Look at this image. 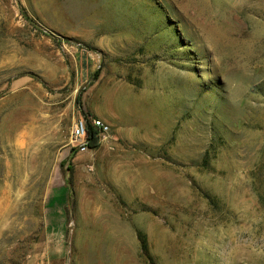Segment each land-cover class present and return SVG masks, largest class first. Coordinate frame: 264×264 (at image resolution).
<instances>
[{"label": "rangeland", "instance_id": "374dc122", "mask_svg": "<svg viewBox=\"0 0 264 264\" xmlns=\"http://www.w3.org/2000/svg\"><path fill=\"white\" fill-rule=\"evenodd\" d=\"M0 264H264V0H0Z\"/></svg>", "mask_w": 264, "mask_h": 264}, {"label": "built area", "instance_id": "2783aa9c", "mask_svg": "<svg viewBox=\"0 0 264 264\" xmlns=\"http://www.w3.org/2000/svg\"><path fill=\"white\" fill-rule=\"evenodd\" d=\"M111 127L103 119L88 117L78 119L73 126L70 138L71 150L76 153H86L94 150L92 143L95 139L98 146L109 135Z\"/></svg>", "mask_w": 264, "mask_h": 264}, {"label": "trees", "instance_id": "16d2710c", "mask_svg": "<svg viewBox=\"0 0 264 264\" xmlns=\"http://www.w3.org/2000/svg\"><path fill=\"white\" fill-rule=\"evenodd\" d=\"M98 147V145H97V143H96V141H95V139H94V141H93V143H92V148L93 149H96Z\"/></svg>", "mask_w": 264, "mask_h": 264}, {"label": "bare ground", "instance_id": "6f19581e", "mask_svg": "<svg viewBox=\"0 0 264 264\" xmlns=\"http://www.w3.org/2000/svg\"><path fill=\"white\" fill-rule=\"evenodd\" d=\"M106 101V100H105ZM99 219L101 218V216L98 217Z\"/></svg>", "mask_w": 264, "mask_h": 264}, {"label": "crops", "instance_id": "0c3cea01", "mask_svg": "<svg viewBox=\"0 0 264 264\" xmlns=\"http://www.w3.org/2000/svg\"><path fill=\"white\" fill-rule=\"evenodd\" d=\"M100 116H102V115H100ZM99 118V117H98Z\"/></svg>", "mask_w": 264, "mask_h": 264}]
</instances>
